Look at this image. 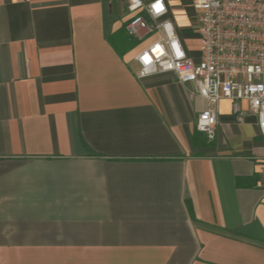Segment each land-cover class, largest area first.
<instances>
[{
	"label": "crops",
	"instance_id": "0c3cea01",
	"mask_svg": "<svg viewBox=\"0 0 264 264\" xmlns=\"http://www.w3.org/2000/svg\"><path fill=\"white\" fill-rule=\"evenodd\" d=\"M130 17L128 0H0V264H264L256 114L220 101L209 141L191 87L138 76L157 36Z\"/></svg>",
	"mask_w": 264,
	"mask_h": 264
},
{
	"label": "built area",
	"instance_id": "2783aa9c",
	"mask_svg": "<svg viewBox=\"0 0 264 264\" xmlns=\"http://www.w3.org/2000/svg\"><path fill=\"white\" fill-rule=\"evenodd\" d=\"M191 1L198 22L197 60L178 37L165 0H128V33L138 40L157 36L134 56L138 76L172 73L191 87L190 94L206 103L195 126L209 141L222 100L231 103L233 112L247 103L264 138V0Z\"/></svg>",
	"mask_w": 264,
	"mask_h": 264
},
{
	"label": "rangeland",
	"instance_id": "374dc122",
	"mask_svg": "<svg viewBox=\"0 0 264 264\" xmlns=\"http://www.w3.org/2000/svg\"><path fill=\"white\" fill-rule=\"evenodd\" d=\"M199 1L200 0H193L194 3H197ZM191 2V0H178L173 4V6H175L176 8L173 9L172 14L173 16L176 15L178 17V19H176V21L178 20V23H182V25L185 23H190L191 25L196 24V21L194 19V11L190 7ZM192 31L193 27H180L178 34L184 46L191 47L192 45H194V42L191 41Z\"/></svg>",
	"mask_w": 264,
	"mask_h": 264
}]
</instances>
